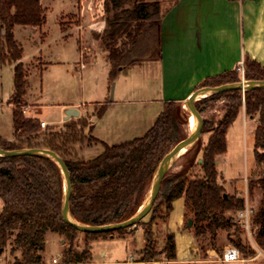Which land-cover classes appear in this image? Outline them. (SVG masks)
<instances>
[{
  "label": "trees",
  "instance_id": "trees-1",
  "mask_svg": "<svg viewBox=\"0 0 264 264\" xmlns=\"http://www.w3.org/2000/svg\"><path fill=\"white\" fill-rule=\"evenodd\" d=\"M170 8H162L160 0H102L104 28L92 33L110 65L108 81L113 83L120 73L136 64L157 63L162 54V22ZM44 11L39 0H0V62L13 65V141L0 138V149L19 151L45 149L55 153L65 164L70 176L69 210L80 224L107 226L132 217L143 204L152 176L161 160L187 137L188 117L182 104L167 102L152 127L140 138L118 145H106L92 137L93 125L85 117L70 119L54 131L41 129L40 122L25 118L27 72L20 63L22 50L14 39L15 27L42 28ZM240 68L205 80L198 89L216 88L242 81H264V69L245 58ZM223 102L222 116L216 122L203 121L201 135H208L186 154L179 171L164 176L159 193L148 214L149 221L124 230L108 233H80L66 225L61 216L63 180L58 167L38 157L0 158V257L8 250L18 253L14 264H43L48 234L64 237L68 248L62 264H89L90 243L99 239L125 238L143 227L146 243L140 252L141 263L156 262L151 243L153 221L169 217L173 203L183 199L184 209L193 223L194 238L208 236L214 242L220 232L231 235L229 245L243 260L256 256L242 238L244 232L234 216L245 208L242 196L226 194L218 183L216 160L226 153V134L244 108L246 117L255 120V177L248 183V193H261L257 211L252 210L254 242L264 253V90L241 92L232 90L210 96L195 103L202 116L211 105ZM108 103L100 105L95 120L105 114ZM101 144L103 152L91 161L79 157L84 145ZM198 169L199 174H195ZM260 175V176H259ZM237 217V216H236ZM85 238L77 252L75 241ZM159 255V254H158ZM160 255L165 262L175 260L174 236L166 237Z\"/></svg>",
  "mask_w": 264,
  "mask_h": 264
},
{
  "label": "rangeland",
  "instance_id": "rangeland-1",
  "mask_svg": "<svg viewBox=\"0 0 264 264\" xmlns=\"http://www.w3.org/2000/svg\"><path fill=\"white\" fill-rule=\"evenodd\" d=\"M47 0H45L46 2ZM51 0H49L50 2ZM174 0H160L162 8H167ZM60 8H50L46 13L47 26L49 34V48L47 49V57L43 62L32 59V45L25 42L22 44L23 49V63L29 78L27 81L26 90L28 92L27 101H35L38 103V113L36 114L43 121L48 124V127L54 131L62 128L60 123V106L72 103L80 111H85V118L87 123L93 124L95 115L100 109V105L94 104L95 99H99L98 94L105 86L109 87V95L105 102L110 103L116 101L120 94L119 90H123V99L129 101H147L157 97V83L154 73L151 72L152 63L136 64L123 70L117 79L110 83L108 81V74L110 70L109 62L106 55L100 49H97L93 61L85 60L86 69L81 70L79 60L76 52L69 49V51L61 53L57 51L54 28L59 17ZM65 22L71 21L70 18H64ZM65 23L64 25H68ZM2 32L0 31V45ZM22 43V42H21ZM69 44V43H67ZM57 48V49H56ZM48 49H50L48 51ZM49 54V55H48ZM57 61H62V64H57ZM82 62V63H83ZM43 63V64H42ZM46 63V64H45ZM48 64V65H47ZM13 65H2L0 62V138L6 142L13 141V106L11 99L14 94L13 89ZM112 89V97H110ZM42 90V93H40ZM83 105V107H81ZM223 102L211 105L209 110L200 116L202 124L203 121L216 122L222 116ZM134 110L140 112L145 111L146 116L150 113L149 107L140 106L133 107ZM256 123L250 118L238 117L227 131L226 153L216 160V169L218 173V183L225 189L226 194L240 195L244 199V205L254 211H257L261 199V193L255 189L251 194L248 193V183L256 176H253L255 169L254 162V130ZM187 133L190 128L187 124ZM144 135V134H143ZM124 137V138H123ZM118 138L116 143L127 142L133 139L142 137L135 134L123 136ZM200 140L202 146L207 144L208 135H201ZM103 147L101 144H93L91 146L84 145L79 151V157L84 161H91L101 155ZM184 160L180 158L169 173L179 171ZM195 174H199L198 169ZM260 176V175H259ZM236 192V193H235ZM235 193V194H232ZM182 202V203H181ZM182 204V207H181ZM2 211V202L0 200V213ZM162 217L156 218L153 221L151 228V243L153 250L157 254L156 262L166 263L164 256L160 255L164 248L166 237L169 232H173L177 237V257L193 258L197 257L203 263H187V264H264V253H262L255 245L253 235L251 237L248 233L242 234L244 241L255 250L256 256L249 260H243L238 251L229 245V241L233 238L231 235L220 232L214 242H211L208 236L200 237L198 240L194 238L193 223L188 227V222L191 220L189 214L185 212L184 201L180 199L174 202L173 210L169 217L163 219L164 211L160 213ZM169 215V216H170ZM237 215L234 216L236 221ZM180 218L183 219L180 238L176 232L179 229ZM148 223L149 216L147 215L143 220ZM252 223V222H251ZM169 229V230H168ZM138 230V231H137ZM133 233L129 234L127 238H113V239H99L90 243L91 261L100 263L105 261L122 263L133 257L136 262L140 261V252L146 246L144 239L145 229L138 228ZM254 230V229H252ZM251 230V231H252ZM136 232V233H135ZM253 233V231L251 232ZM134 234V235H133ZM173 235V234H172ZM174 236V235H173ZM85 238L79 235L75 241V248L77 252H81L84 247ZM68 248V242L64 237L56 234H48L45 241V250L43 254V264H62L64 252ZM142 248V249H141ZM141 249V250H140ZM140 250V251H139ZM159 254V255H158ZM59 255V257L57 256ZM18 253H11L8 250L0 257V264H14ZM241 261V262H240ZM141 263V262H139ZM145 264V263H141ZM177 264V263H176ZM181 264V263H178Z\"/></svg>",
  "mask_w": 264,
  "mask_h": 264
},
{
  "label": "crops",
  "instance_id": "crops-1",
  "mask_svg": "<svg viewBox=\"0 0 264 264\" xmlns=\"http://www.w3.org/2000/svg\"><path fill=\"white\" fill-rule=\"evenodd\" d=\"M39 2L44 11L45 20L46 13L52 5L60 8L54 28L58 53L72 49L76 52L80 65L85 60L93 61L92 58L100 48L93 39L92 33L99 34L104 28L102 0H51L50 2L39 0ZM167 8L170 9L163 19L161 28V60L150 66V71L156 78L157 97L147 101H129L123 99L124 92L120 89L119 98L108 103L103 117L100 120H94L92 124V137L99 142L112 146L125 143L114 141L123 136L132 134L143 136L163 111L165 103L177 102L183 105L205 80L240 68L245 58L257 62L264 69V0H174ZM64 18L71 19L68 25H64L68 23L65 22L67 20H62ZM46 26L47 20L42 28L15 27L13 30L14 39L22 52L23 43L28 42L32 45L33 60L43 62L42 60L47 57L45 48H49L50 38ZM23 57L22 54L20 63L24 66ZM85 69L86 64L81 70ZM28 78L29 73L27 81ZM28 95L26 90L23 108L25 118L43 122L48 127V124L36 115L40 104L27 101ZM108 95L109 87L105 86L94 104L107 103L105 100ZM59 106L60 123L65 122L64 113L67 109H75L79 112V117H85V111H80L77 105L67 103V105ZM140 106L149 107L150 113L148 112L146 116L145 111H135L133 108ZM239 116L243 119L247 118L244 108L234 122ZM170 218L171 215L169 221ZM182 222L183 219L180 218L177 225L180 227L176 230L180 238H182L179 233ZM169 232L174 235L175 260L163 264L203 263L197 257L178 258L177 237L171 230ZM127 237L130 236L125 238ZM89 264L141 263L134 261L133 257H128L122 263L91 261Z\"/></svg>",
  "mask_w": 264,
  "mask_h": 264
},
{
  "label": "water",
  "instance_id": "water-1",
  "mask_svg": "<svg viewBox=\"0 0 264 264\" xmlns=\"http://www.w3.org/2000/svg\"><path fill=\"white\" fill-rule=\"evenodd\" d=\"M232 90H238L241 92L253 91V90H264V81H241L238 84H228L219 86L216 88H201L196 90L189 96L186 102L182 105L183 113L189 118L193 117L194 126L190 129L187 137L177 144L172 151L167 154L159 163L156 168L145 200L138 211L130 217L128 220L119 224L107 225V226H88L78 223L70 213L69 200L71 195V183L70 176L67 168L63 161L53 152L45 149H23L19 151H4L0 149V158H15V157H38L45 158L53 162L60 170L63 180V200L61 208V216L63 222L74 228L80 233L100 234L114 232L118 230H124L140 223L150 212L153 203L159 193L161 182L165 175H167L175 165V163L183 157L188 151H190L200 140L202 132V121L200 115L195 110V103L208 98L213 95L225 93ZM110 97H112V89ZM64 121H68L73 118L79 117V112L75 109H67L65 111ZM191 226V221L188 222V227Z\"/></svg>",
  "mask_w": 264,
  "mask_h": 264
},
{
  "label": "built area",
  "instance_id": "built-area-1",
  "mask_svg": "<svg viewBox=\"0 0 264 264\" xmlns=\"http://www.w3.org/2000/svg\"><path fill=\"white\" fill-rule=\"evenodd\" d=\"M84 67H85V64L82 63L80 65V68L83 69ZM239 72L241 73V75H243L242 65L239 69ZM242 81H243V78H242ZM40 127H41V129H45L47 127V125L45 123L41 122ZM251 214H252V210L249 209L246 205L244 210L237 214L236 220H237V223L240 225L241 231L244 233H248L250 238H252L251 237V234H252L253 239H254L256 228L252 227ZM252 229H254V230H252ZM251 230L253 231V233H251L252 232ZM53 264H56L55 260L53 261Z\"/></svg>",
  "mask_w": 264,
  "mask_h": 264
},
{
  "label": "bare ground",
  "instance_id": "bare-ground-1",
  "mask_svg": "<svg viewBox=\"0 0 264 264\" xmlns=\"http://www.w3.org/2000/svg\"><path fill=\"white\" fill-rule=\"evenodd\" d=\"M182 108H183V107H182ZM193 126H194V120H193V117H192V116H189V118H188V127H189L190 129H192Z\"/></svg>",
  "mask_w": 264,
  "mask_h": 264
}]
</instances>
